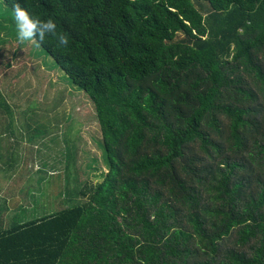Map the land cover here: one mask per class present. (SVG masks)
Returning <instances> with one entry per match:
<instances>
[{
    "label": "trees",
    "instance_id": "obj_1",
    "mask_svg": "<svg viewBox=\"0 0 264 264\" xmlns=\"http://www.w3.org/2000/svg\"><path fill=\"white\" fill-rule=\"evenodd\" d=\"M17 2L67 35L40 45L93 102L107 170L83 182L64 141L0 264H264V0Z\"/></svg>",
    "mask_w": 264,
    "mask_h": 264
},
{
    "label": "rangeland",
    "instance_id": "obj_2",
    "mask_svg": "<svg viewBox=\"0 0 264 264\" xmlns=\"http://www.w3.org/2000/svg\"><path fill=\"white\" fill-rule=\"evenodd\" d=\"M19 95H22L21 99ZM13 102L21 105L14 108ZM6 111L11 116L0 113V118L10 119L13 126L0 124V132L5 133L8 148H12V139V143L21 144L26 153L28 149H40L41 157L35 160L26 156L29 161H20L22 164L16 177L21 173L26 175L22 189L17 186L5 190L8 180L4 174L8 172H0V227L31 218L36 202L31 205L32 199L27 192L29 181H34L33 192L38 198L53 200L47 189L43 194V188L53 172L65 171L64 163L56 162V158L64 156L59 152L63 151L65 142L73 150L77 147L82 181L96 183L102 180L101 174L107 167L97 143L102 134L93 102L40 44L21 43L16 39L12 7L0 0V112ZM19 111L24 112L17 114ZM70 130L66 141L65 136ZM17 143L14 150L18 149ZM13 155H17L16 152ZM55 163L57 169L52 168ZM5 197H8L10 207L5 205ZM16 214L17 219L14 217Z\"/></svg>",
    "mask_w": 264,
    "mask_h": 264
},
{
    "label": "clouds",
    "instance_id": "obj_3",
    "mask_svg": "<svg viewBox=\"0 0 264 264\" xmlns=\"http://www.w3.org/2000/svg\"><path fill=\"white\" fill-rule=\"evenodd\" d=\"M12 15L16 28V39L19 42H35L38 46L45 41L46 37H53L58 48L68 46L67 35L58 31L53 18H40L32 15L17 0H13Z\"/></svg>",
    "mask_w": 264,
    "mask_h": 264
},
{
    "label": "crops",
    "instance_id": "obj_4",
    "mask_svg": "<svg viewBox=\"0 0 264 264\" xmlns=\"http://www.w3.org/2000/svg\"><path fill=\"white\" fill-rule=\"evenodd\" d=\"M6 79H8V78H6ZM16 81V80H15ZM20 99L22 98V95H19L18 96ZM12 105L14 106V108H16V106H20L21 104H19V103H17V102H13L12 103ZM6 112H8V111H6ZM20 112H24V111H19L17 114H19ZM10 119H8V121H9ZM11 121V120H10ZM12 122V121H11ZM7 125H10V124H7ZM32 125H35V124H32ZM12 126H13V123H12ZM53 126V128L55 127V124H53L52 125ZM39 127V126H38ZM1 136V135H0ZM4 136V135H3ZM15 137H13L14 139L16 138V135H14ZM6 137H2V138H0V145H4L3 146V150H1V147H0V161H3V160H7V161H9L10 160V158L12 157V158H14V157H16L18 160H20V161H26V160H29V159H27L26 158V156H29V157H32V158H37V157H41L40 156V152H39V150L40 149H38L37 148V150H33V149H28V153H26V150L24 149V148H22V147H20L21 146V144H19V143H17V145H18V149L17 150H14L13 149V146L16 144V143H12L13 141H12V139H11V144H12V148H8V146H7V143L8 142H6V140H4ZM9 141V140H8ZM5 145H6V148H5ZM32 150V152L30 153V151ZM18 151V152H17ZM13 152H16V154L17 155H13ZM3 155H7L6 157L5 156H3ZM12 160V159H11ZM36 160V159H35ZM16 175H17V173H15V172H8V173H6V174H4V176H6L7 177V180H8V178H10V179H12V178H14V177H16ZM8 183H7V181H6V185H7ZM9 184H10V182H9ZM5 185V186H6ZM4 186V187H5ZM6 188V187H5ZM5 190H7V189H5ZM4 190V191H5ZM6 198V197H5ZM7 200H9L8 199V197L5 199V205L8 207L9 206V204H8V202H7ZM10 207V206H9ZM0 208H1V205H0ZM3 209H4V207H2Z\"/></svg>",
    "mask_w": 264,
    "mask_h": 264
}]
</instances>
